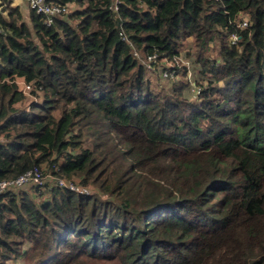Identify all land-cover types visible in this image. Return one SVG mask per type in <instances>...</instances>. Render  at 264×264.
Listing matches in <instances>:
<instances>
[{
  "label": "trees",
  "instance_id": "trees-1",
  "mask_svg": "<svg viewBox=\"0 0 264 264\" xmlns=\"http://www.w3.org/2000/svg\"><path fill=\"white\" fill-rule=\"evenodd\" d=\"M5 1L0 264H264V0Z\"/></svg>",
  "mask_w": 264,
  "mask_h": 264
},
{
  "label": "built area",
  "instance_id": "built-area-1",
  "mask_svg": "<svg viewBox=\"0 0 264 264\" xmlns=\"http://www.w3.org/2000/svg\"><path fill=\"white\" fill-rule=\"evenodd\" d=\"M25 1L29 4L32 10H34L37 14L43 15L45 17L47 26L53 25L54 21L57 19L69 20L71 23H73V25L75 26L77 25L76 22L71 20L70 18V14L72 11L68 4L61 5L54 3L51 0H25ZM110 9L115 14H119V1L112 0ZM247 25H248L247 18H244L239 24L241 28H245ZM123 38H126L125 35H123ZM233 39L236 41L237 37H233ZM127 42L130 41L127 40ZM134 56L138 60H141V56L138 52L134 51ZM156 58H157L156 56L149 57L148 62L143 61V63L150 68L151 66L150 61H153ZM167 66L172 67V65L169 62ZM171 71L172 70L166 69V72L163 74V76L168 77ZM16 82L23 89L24 92L27 93L32 90V85L25 83L23 80H17ZM46 181H47L46 176L43 173V171L38 168H34L14 181H2L0 183V195L10 190H16L31 185L42 186L46 184ZM57 185L61 187L69 188L70 190L79 193H87V191L81 189L79 186H75L71 183L68 184L65 181H59Z\"/></svg>",
  "mask_w": 264,
  "mask_h": 264
},
{
  "label": "rangeland",
  "instance_id": "rangeland-1",
  "mask_svg": "<svg viewBox=\"0 0 264 264\" xmlns=\"http://www.w3.org/2000/svg\"><path fill=\"white\" fill-rule=\"evenodd\" d=\"M5 5L6 8H8L9 10L12 9V8H18V10L24 15V18H25V21L26 23L30 24V19H29V13L31 12V8L29 6V4L25 1V0H6L5 1ZM70 6V9L72 12H74V10L78 7L76 4L74 3H70L69 4ZM195 49L193 48V43L192 42H187L185 44V47H184V50H183V54L181 55V63L188 66V69H189V73H190V78H191V81H193L195 79L194 77V73L197 74V71L194 70L195 67H197L196 65H193L194 61L193 59L187 61V58H186V53L188 51H194ZM196 69V68H195ZM159 70H151L150 72H148V76L150 77V79L153 80V84L154 85H163L165 84L164 82L165 81H162L161 80V75H159ZM31 102V101H30ZM46 172V171H45ZM47 174V172H46ZM48 182L51 181L50 179V176L47 174L46 176Z\"/></svg>",
  "mask_w": 264,
  "mask_h": 264
}]
</instances>
